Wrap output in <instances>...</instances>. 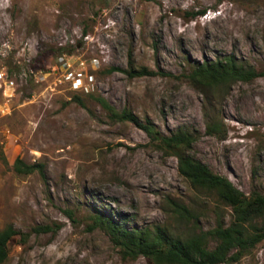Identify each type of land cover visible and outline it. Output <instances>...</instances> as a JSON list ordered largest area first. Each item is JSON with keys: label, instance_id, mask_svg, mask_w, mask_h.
I'll use <instances>...</instances> for the list:
<instances>
[{"label": "rangeland", "instance_id": "1", "mask_svg": "<svg viewBox=\"0 0 264 264\" xmlns=\"http://www.w3.org/2000/svg\"><path fill=\"white\" fill-rule=\"evenodd\" d=\"M227 55L264 72V0H0V74L11 80L0 90V230L17 231L3 264H155L126 258L95 223L98 211L183 238L234 219L145 131L112 120L99 98L149 119L162 136L192 132L193 157L245 195H264V77L219 95L189 79ZM143 68L157 74H128ZM17 159L43 165L45 175L17 172ZM174 202L197 221L180 220ZM227 264H264V241Z\"/></svg>", "mask_w": 264, "mask_h": 264}, {"label": "trees", "instance_id": "2", "mask_svg": "<svg viewBox=\"0 0 264 264\" xmlns=\"http://www.w3.org/2000/svg\"><path fill=\"white\" fill-rule=\"evenodd\" d=\"M204 12H202L203 14ZM130 77H144L156 75L147 68L128 71ZM264 77L254 66L238 61L234 55H227L215 61L199 64L189 75L190 81L196 87H206L213 90L215 95L228 92L229 88L238 83L251 82ZM212 100L207 98V103ZM99 102L109 117L117 122H131L145 131L154 142H158L164 150L178 159L181 176L202 190L216 194L218 199L233 210V220L227 224L222 219L216 228L209 231L193 232L186 238L170 233L166 228L155 225L141 229H130L123 219H115L98 211L95 223L106 229L114 244L121 249L126 258L137 259L145 257L155 264H227L248 255L262 241H264V195L253 192L245 195L229 178L214 173L208 166L190 154L196 142V136L186 130L162 136L155 131L151 121H142L137 115L128 111L118 112L105 99ZM222 121L219 116H211L207 132L217 135L221 131ZM17 172L32 174L39 171L45 175L43 165H27L21 159L15 162ZM173 213L186 223L197 221L196 214L184 204L172 203ZM38 233L48 232L50 227H37ZM17 235L12 227L0 230V264L9 257V243ZM215 241L214 248H209V242Z\"/></svg>", "mask_w": 264, "mask_h": 264}, {"label": "built area", "instance_id": "3", "mask_svg": "<svg viewBox=\"0 0 264 264\" xmlns=\"http://www.w3.org/2000/svg\"><path fill=\"white\" fill-rule=\"evenodd\" d=\"M79 75L83 76V73H80ZM71 77H73V84L75 87H77L80 90L85 89L87 93L89 92V87L83 84L80 77H78L77 79H74V76ZM10 81L11 80H6L3 74H0V90L3 89V87H5L7 90V88L11 85Z\"/></svg>", "mask_w": 264, "mask_h": 264}]
</instances>
